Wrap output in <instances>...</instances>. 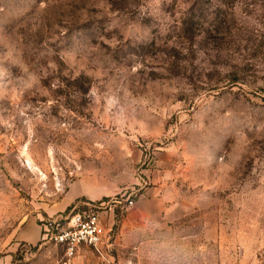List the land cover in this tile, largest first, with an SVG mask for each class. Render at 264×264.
I'll return each mask as SVG.
<instances>
[{
  "label": "rangeland",
  "instance_id": "374dc122",
  "mask_svg": "<svg viewBox=\"0 0 264 264\" xmlns=\"http://www.w3.org/2000/svg\"><path fill=\"white\" fill-rule=\"evenodd\" d=\"M82 256L264 264V0H0V263Z\"/></svg>",
  "mask_w": 264,
  "mask_h": 264
},
{
  "label": "built area",
  "instance_id": "2783aa9c",
  "mask_svg": "<svg viewBox=\"0 0 264 264\" xmlns=\"http://www.w3.org/2000/svg\"><path fill=\"white\" fill-rule=\"evenodd\" d=\"M129 205L133 201L129 200ZM105 230L99 215L91 209L72 214L66 228H59L52 233L57 244L65 248L68 258H74L82 245L92 247L97 253L103 254Z\"/></svg>",
  "mask_w": 264,
  "mask_h": 264
},
{
  "label": "crops",
  "instance_id": "0c3cea01",
  "mask_svg": "<svg viewBox=\"0 0 264 264\" xmlns=\"http://www.w3.org/2000/svg\"><path fill=\"white\" fill-rule=\"evenodd\" d=\"M67 194H68L67 196L63 197L61 199V201L59 203H57L59 206H57V207L56 206L55 207L53 206L52 207V208L55 209V212H53V214L51 213L50 214L51 216H53L54 214H57V213H62L70 205H72L73 203H75V201H77V199H79V198H83V197L84 198H87V197H90V199H92L91 201H96L97 199H99V197H101V196H96L95 192L93 190H91L89 187H87L85 184H79V183H77V184H71L69 186V189H68V193ZM113 213L114 212H111L110 219L112 218V216H113V219H115ZM146 217L147 216H145V218ZM113 225H114V223H113ZM109 245H112V243H110ZM87 251H88L87 246L86 245H82L79 248L78 254H80L81 252H83L84 254H87ZM76 260L77 261H80L82 264H96L97 263L96 261H93L90 258L88 259L86 256L79 257V258L75 259L74 261H76Z\"/></svg>",
  "mask_w": 264,
  "mask_h": 264
},
{
  "label": "trees",
  "instance_id": "16d2710c",
  "mask_svg": "<svg viewBox=\"0 0 264 264\" xmlns=\"http://www.w3.org/2000/svg\"><path fill=\"white\" fill-rule=\"evenodd\" d=\"M82 199H84V198H82ZM80 201H82L81 198L77 199V201H75V203H73L72 205H70V206L66 209V211H67V212L70 211V210H71L72 208H74V207L77 205V203L80 202Z\"/></svg>",
  "mask_w": 264,
  "mask_h": 264
}]
</instances>
